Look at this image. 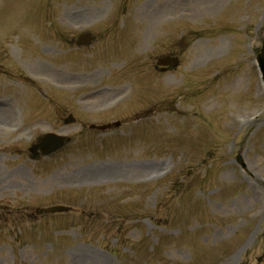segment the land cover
Instances as JSON below:
<instances>
[{
  "label": "rangeland",
  "instance_id": "1",
  "mask_svg": "<svg viewBox=\"0 0 264 264\" xmlns=\"http://www.w3.org/2000/svg\"><path fill=\"white\" fill-rule=\"evenodd\" d=\"M263 40L264 0H0V264H264ZM95 96L120 128L63 126Z\"/></svg>",
  "mask_w": 264,
  "mask_h": 264
},
{
  "label": "water",
  "instance_id": "2",
  "mask_svg": "<svg viewBox=\"0 0 264 264\" xmlns=\"http://www.w3.org/2000/svg\"><path fill=\"white\" fill-rule=\"evenodd\" d=\"M257 61H258L261 72L264 73V45H263V49L261 51V54L257 57ZM158 64L176 67L178 65V59L177 58H171V57L167 56V57H163V58L159 59ZM106 128L107 127L103 126V127H100L99 129L105 130ZM63 144H64L63 138L58 137V136L53 135V134H47L41 140L39 145H36V146L31 148V151H32V153H35L36 150H40L43 153L50 154V153L56 151L57 149H59L60 147H62ZM237 161L240 164H242L240 157L237 158ZM68 210H69V208L62 207V206H56V207H51V208H47V209H41V210H38L37 212L39 214H41V213L48 214V213L67 212Z\"/></svg>",
  "mask_w": 264,
  "mask_h": 264
},
{
  "label": "flooded vegetation",
  "instance_id": "3",
  "mask_svg": "<svg viewBox=\"0 0 264 264\" xmlns=\"http://www.w3.org/2000/svg\"><path fill=\"white\" fill-rule=\"evenodd\" d=\"M2 106H0V108H1Z\"/></svg>",
  "mask_w": 264,
  "mask_h": 264
}]
</instances>
